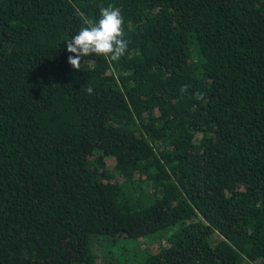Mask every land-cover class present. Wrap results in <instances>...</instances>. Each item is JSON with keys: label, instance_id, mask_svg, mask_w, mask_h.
I'll return each mask as SVG.
<instances>
[{"label": "trees", "instance_id": "16d2710c", "mask_svg": "<svg viewBox=\"0 0 264 264\" xmlns=\"http://www.w3.org/2000/svg\"><path fill=\"white\" fill-rule=\"evenodd\" d=\"M109 5L126 53L73 69ZM154 234L140 264H264V0H0V264Z\"/></svg>", "mask_w": 264, "mask_h": 264}, {"label": "clouds", "instance_id": "9594fccd", "mask_svg": "<svg viewBox=\"0 0 264 264\" xmlns=\"http://www.w3.org/2000/svg\"><path fill=\"white\" fill-rule=\"evenodd\" d=\"M82 27L66 43L68 64L80 70L84 57L103 56L111 61H118L127 51L128 42L123 39V17L118 8L109 5L99 11L98 21L88 19L83 12L79 13ZM186 91V89H184ZM91 94L93 89L88 88Z\"/></svg>", "mask_w": 264, "mask_h": 264}, {"label": "rangeland", "instance_id": "374dc122", "mask_svg": "<svg viewBox=\"0 0 264 264\" xmlns=\"http://www.w3.org/2000/svg\"><path fill=\"white\" fill-rule=\"evenodd\" d=\"M165 243V238L154 234L144 238H118L114 242L99 238L91 247L98 261L109 259L125 260L130 264H140L154 248Z\"/></svg>", "mask_w": 264, "mask_h": 264}]
</instances>
